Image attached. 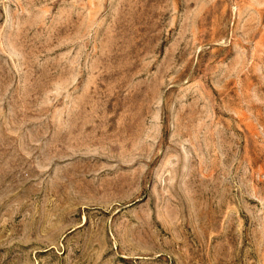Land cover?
<instances>
[{"label": "rangeland", "instance_id": "1", "mask_svg": "<svg viewBox=\"0 0 264 264\" xmlns=\"http://www.w3.org/2000/svg\"><path fill=\"white\" fill-rule=\"evenodd\" d=\"M0 264H264V0H0Z\"/></svg>", "mask_w": 264, "mask_h": 264}]
</instances>
